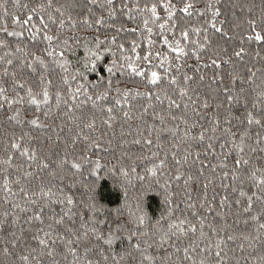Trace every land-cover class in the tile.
Masks as SVG:
<instances>
[{"label":"trees","instance_id":"trees-1","mask_svg":"<svg viewBox=\"0 0 264 264\" xmlns=\"http://www.w3.org/2000/svg\"><path fill=\"white\" fill-rule=\"evenodd\" d=\"M122 2L117 0L116 7ZM154 2L156 0H140V6ZM186 2L194 5L191 16L180 11ZM171 3L175 6L171 20L167 11L159 7L160 19L156 23H152L155 18L147 12L133 11L134 18L129 19L118 11L115 17L109 18L107 10L93 8L96 16H103L107 21L106 25L87 28L78 24L72 29L69 17L79 21L89 15L86 0H52V8L36 13L31 9H39L46 0H19V4L16 0H0L3 4L0 7V58L12 60L11 65H0V72L4 67L16 71L20 82L37 93L41 74L53 81L49 88L52 108L47 116L44 113L48 109L44 105L36 108L24 103L10 108L0 101L3 104L0 106V188L7 181L15 193L8 195L0 190V218L4 213L9 214L6 218L9 227L0 233V264H24L20 257L28 255L32 249H37L30 256L32 264H85L86 258L92 264H264V229L259 227L264 223V193L256 187L251 175L256 172L260 177L264 172V151H261L264 128L247 124L249 113L264 124V41L248 39L256 32L264 36V0H171ZM129 7L136 8L133 0H129ZM215 8L221 13L217 17L212 15ZM28 17H32L31 22L23 24ZM145 18L149 20L151 33L144 27ZM61 20L65 21L63 28ZM213 20L222 32L211 27ZM250 22L255 24L254 28ZM160 23L167 25L163 31L159 29ZM44 24L48 26L46 29ZM183 32L188 33V39H183ZM32 33H37L36 39L32 38ZM40 33L69 40L68 72L77 75L73 85H98L95 90L88 89L95 98L105 92L109 81L112 82L109 99L97 101L105 109L113 108L115 119L110 122L111 127L103 123L108 119L106 113L99 107L94 108L91 102L75 112V116L82 117L76 122L64 115L63 104L56 108L55 93L66 94L69 90L61 80L65 73L47 56L48 42ZM112 36H116L117 45H123L126 55H139L141 59L136 66L146 73L145 78L113 75L107 71L120 55L117 45L106 43L97 49L95 41L97 38L109 41ZM206 37L211 43L197 59L193 53L205 44ZM165 38L169 43L180 40L189 55L176 60L175 53L164 44ZM108 48L111 50H106ZM237 52L241 55L237 56ZM94 53L99 54V59ZM34 56L45 59L48 69L38 68L32 73L24 67ZM145 56H149V61L143 59ZM165 56L173 65H181L179 72L172 69L171 75L177 77L179 88L188 91L191 101L187 98L181 101L177 87L169 86L167 79L160 88L147 83L152 71L164 76V69L156 65ZM185 73L192 77L190 81L184 80ZM68 78L71 80V75ZM4 87L13 94L11 79ZM117 89L133 93L158 92L162 99L171 96L188 107L169 110L167 100L160 104L155 99L149 102L146 97L135 95L129 98L131 107L123 100L117 105L115 99H120ZM19 94L26 96L23 91ZM230 95L238 102L230 100ZM193 102L199 115L193 111ZM205 102L207 108L203 107ZM149 103L153 107L145 113L144 108ZM15 108L20 110L19 123L9 119L15 114ZM125 111L130 118L124 117ZM93 116L96 130L84 129L82 134L89 139L72 144V138L80 132L77 124L82 125ZM214 117L220 120L215 132L211 131ZM34 118H39L44 127L31 125L29 121ZM201 131L205 132V140L193 139ZM258 138L261 139L259 144ZM137 140L139 144L135 143ZM147 140L153 143L148 145ZM96 142L100 144L99 149L93 146ZM13 143H19L20 150L13 149ZM241 144L244 153L236 148ZM24 149L30 154L34 152L37 159L30 161L20 155ZM239 156L247 159L249 165L236 167L235 160ZM64 158L68 164L54 169L59 172L57 178L50 176L48 170H41L43 164ZM73 162L81 165L79 170L71 168ZM151 169L156 170V175ZM28 172L32 175L27 176ZM188 177L191 179L185 183ZM41 189L45 192L51 189L53 195L40 199ZM241 192L253 196L249 211L244 210L248 201ZM66 196H71L74 202L69 206L75 214L73 221L65 219L62 226L56 225L57 214L65 209V204L59 200ZM257 196L262 199L257 200ZM26 197L38 202L26 203ZM20 208L28 211L21 212ZM39 208L44 209V225L26 222ZM14 217H19V225L11 223ZM81 224L88 228L95 226L104 239L110 234L118 238L107 245L103 239L90 236L78 246L80 258L74 261L61 241L73 238L67 232L69 228L83 232ZM40 227L50 230L57 240L52 257L37 256L39 249L33 237ZM190 227H195L196 232L189 231ZM12 232L20 239L9 243ZM137 243L139 250L135 248ZM221 249L222 261L215 255ZM33 256L37 259L33 260Z\"/></svg>","mask_w":264,"mask_h":264},{"label":"snow or ice","instance_id":"snow-or-ice-1","mask_svg":"<svg viewBox=\"0 0 264 264\" xmlns=\"http://www.w3.org/2000/svg\"><path fill=\"white\" fill-rule=\"evenodd\" d=\"M133 2L136 4V8L132 9L129 7V0H123L121 6L119 8L116 7L117 0H104L103 3H100V0H86L85 8L87 13L89 14L88 16H85L82 20L79 21H72L71 17L68 18V23L70 24L72 29H75L77 25H83L87 28H93L96 25L104 26L106 25L107 21L103 18V16H96L95 13L93 12V8L101 9V10H107V14L109 18H113L116 16L117 12L119 11L121 14H126L129 19H133V11L135 12H147L150 13V16L155 18L152 20V23H156L157 20L160 19L158 16V7L161 9H165L167 11V17L169 20H171L174 15H175V6L174 4L171 3V0H166V3L161 4L160 0H156V2L149 4H144L142 7L140 6V0H133ZM16 3L19 4V0H16ZM0 7H3V4H0ZM194 5L191 2H186L184 4V7L180 9V11L185 14L186 16H191L192 12L190 11ZM209 8H212V5L208 6ZM52 8V0H46V4H41L40 8H32L31 11L36 13V12H46L48 9ZM55 11L57 13H60V9L56 8ZM61 16H63V13H60ZM221 13L219 11V8H215L212 12L213 17L219 16ZM203 15V13H201ZM51 19V16L48 17ZM32 17H28L26 20L23 21V24L27 25L31 22ZM40 19L43 21V17H40ZM55 22V21H54ZM144 27L147 30V32L151 33L152 29L149 27V20L147 18L144 19L143 21ZM211 27L215 29L216 32L220 33L222 32L221 28L216 27L215 21H211ZM251 26L254 28L255 24H252L250 22ZM65 26V21L61 20L60 21V27L63 28ZM167 25L165 23H160L159 24V29L163 31ZM43 27L46 29L48 26L47 24H44ZM171 30V29H169ZM119 31V30H117ZM196 31H199L198 29ZM43 36V39L48 42V47L45 48V52L47 53L48 57L53 58V63L58 66L64 73L65 75L61 77L63 85L67 86V89L69 91H66V94H62L61 92H56L55 93V101H56V108L59 109L61 104L64 105V115L68 116L69 119H72L73 122L76 121H81L82 117H77L75 116V112L77 110H80L85 104L88 102H91L92 106L94 108L99 107L102 112H105L106 115L108 116V119L104 120L103 123L107 125L108 127H111V121L115 119V117L112 115L113 113V108L108 107L105 109L103 105H98L97 101H107L109 99L108 92L111 91L112 87V82L109 81L106 85V90L104 93L98 94L95 98L89 94L88 89L91 88L95 90L98 88V85L95 84H84V83H76L73 85V82L77 80V75L76 74H69L68 72V60L66 58V51H71V45L69 43L68 39H61L60 36H54V35H48L46 33H40ZM8 35H13V36H18L21 35V33H8ZM37 33H32V38L36 39ZM183 39H188V33L183 32L181 33ZM249 40L255 39L256 41H264V36H262L259 32H256L254 36H249ZM106 43L111 44V45H117V39L116 36H112L109 41H104L100 40L99 38L96 39L95 41V47L97 49L101 48L104 46ZM211 41L205 38V44L200 46V49L197 53H193L194 55L197 56V59L200 58V53L205 51L208 45H210ZM164 44L168 46V48L171 50V52L175 53V59L180 60L181 58L189 55V52L184 48L181 47V42L180 40H176L174 43H169L168 39H164ZM63 45V47H61ZM136 46H133V52H135ZM59 49V51H57ZM118 52L120 55L117 57L115 61L112 62V66L107 69L108 72L112 73L113 75L117 74H128L132 77H140V78H145L146 73L138 68L136 66L137 62L141 59L139 55L129 56L126 55V50L124 49L123 45H117ZM110 51L111 49L108 48L106 49ZM17 51H21L18 49ZM243 49H241V52ZM241 52H237L236 55L240 56ZM96 59H99V54L94 53L93 54ZM115 55V53H114ZM145 61H149V56H145L143 58ZM3 64H12V60H3L0 58V65ZM212 64L215 65L216 62L212 61ZM24 67L28 68L31 70L32 73H36L38 68H42L47 70L49 65L45 62V59H43L41 56H34L31 60H27L25 62ZM156 67L160 69H164V76H161L158 74L157 71H152L150 74V78L147 79V83L152 85L155 88H160L162 86V83L165 79H167V84L169 86H176L177 90L179 91V98L181 101L184 100V98H187L189 101L192 100V97L189 96V93L186 89L184 88H179L178 85V80L175 75H171V70L175 69L176 72H179L181 65L180 64H175L173 65L168 57H162L159 60V63L156 65ZM71 75V80H69L68 76ZM184 80L185 81H190L192 77L188 76L186 73L184 74ZM8 79L12 80V92L13 94H9L8 88L4 87V83L7 82ZM39 85H40V92H34L32 87L26 86V83H21L19 79V73L16 71H10L7 67L3 68V71L0 72V101H3L4 104H7L10 108L13 105H19V104H29L33 105L36 108H40L41 105H44L48 111L44 113V115H48L49 112H51V100L52 96L50 95L49 88L53 85V81L47 78V75L41 74L39 77ZM19 90V91H17ZM20 91H23L26 93V96H22L19 94ZM117 92L120 94V99H115V103L117 105L121 104V101L123 100L125 103H128V106L131 107V104L129 103V98L132 97L133 95L135 96H144L148 99L149 102H151L153 99L158 101L160 104H163L165 100H167L168 104V109H181V108H187L188 104L180 103L177 101V99L172 98L171 96H165L163 99L161 98L160 94L158 92L153 93L151 91L147 92H135L133 93L130 90H125L122 91L120 89H117ZM82 98V99H81ZM229 99L232 100L233 102H238L237 98L232 97L231 95L229 96ZM193 111L199 115V112L197 108L195 107V102H193ZM0 106H3V104H0ZM150 107H153L151 103L148 104L147 107L144 108V112L147 113L148 109ZM203 107L207 108L208 104L205 102L203 104ZM15 112L14 115L10 116V120H16L18 123L20 122L19 116H20V110L18 108L13 109ZM125 118H130L129 117V112L125 111L123 113ZM175 119V117H173ZM187 121H185L186 123ZM227 122V121H226ZM29 123L33 126L36 127H44L43 124L40 123L39 118H34L29 121ZM213 127L211 128V131L215 132L220 125V120L217 118H213L211 121ZM247 124L249 126L251 125H257L262 128H264V124H261V121L258 119H255V117L249 113L247 116ZM77 127L80 128V132H77L76 135L72 138V144H75L79 141H87L89 137L87 135H83V130L88 129L89 131H95L96 130V120L93 117L89 118L87 122H83L81 124H77ZM195 127V125H193ZM63 130V129H61ZM225 131H230V129H226ZM259 136V134H258ZM205 132L201 131L199 133L198 137H193V139H198L199 141L203 142L205 140ZM210 139V138H209ZM243 140V137L241 138ZM257 144L261 143V139H257ZM135 143L139 144L140 141L137 140ZM146 143L148 145H151L153 141L147 140ZM95 148L99 149L100 144L98 142L94 143L93 145ZM13 149L20 150L21 145L19 143H13L11 145ZM209 148H211V144L208 145ZM236 148L238 149L239 153H244V147L241 145H236ZM252 151H255V149H252ZM261 151H264V149H261ZM20 155L26 156L28 160L30 161H35L37 159L36 155L34 152L31 154L29 153L28 149H24L23 151L20 152ZM198 158V156H197ZM187 159V157H185ZM10 162V161H6ZM68 164L67 158L61 159L59 162L56 161H51L50 163H45L41 166V170H48V174L52 176L53 178H57L59 176V172L54 169H62L65 165ZM242 165H249V161L247 159H244L243 156H239L235 160V166L240 167ZM81 165L79 163L73 162L71 164V168L75 170H79ZM97 167H99V164L97 163ZM161 167H163V164H161ZM153 175H156V170L151 169L150 170ZM257 171H260L259 169ZM27 176H31L32 173L28 172L26 173ZM252 179L256 181V187L260 190L261 193H264V172H261V176L257 177L256 172H253L252 174ZM235 178V177H234ZM179 179V177H178ZM191 179V177H188L185 180V183L188 182V180ZM0 190H3L7 192L8 195H15L11 191V189L8 187L7 181H5L4 185ZM21 192H24V189H20ZM35 195V193L33 194ZM50 195H53L51 193V189H49L48 192H45L43 189L40 190L39 192V197L40 199H44L45 197H49ZM241 196H247V201H248V207H246L244 210L249 211L251 207V203L253 202V196H249L244 192L240 193ZM7 198V197H6ZM257 200L262 199L261 196L256 197ZM38 201L35 199H31V197H26V203H31V204H36ZM60 203L65 204V209H63L60 213H58V218H55L54 222L56 225H63L65 222V219H67L69 222L73 221V209L72 206L74 204L73 199L71 196H66L62 200H59ZM221 203L223 204L224 201L222 200ZM15 207L19 208V205H14ZM21 212H27V208H20ZM44 209L39 208L36 212H34L29 218L28 221L26 222H35L37 225H44L45 218L43 216ZM8 213L3 214V218H0V233H3L6 228L9 227V223L7 221V216ZM49 219H53V217H49ZM254 219H258L257 217H254ZM12 224L19 225V217H14ZM141 223H143V219H141ZM80 227L83 229V232L79 231H74L73 228L67 229V232L70 234L71 237L67 240H62L61 242L64 243L67 246L68 253L73 257L74 261L79 260V254H78V246L89 240L90 236H95L98 240L103 239L104 243L107 245H111L113 243V239H116L118 237H113L111 234L109 235V238L104 239V237L97 231L95 226L92 228H88L86 224H81ZM261 229H264V223L260 224L259 226ZM48 228L51 229L52 225L49 224ZM195 227H190L189 231L191 232H196ZM42 233V236L39 234ZM39 233L33 237L34 240L37 242V248L39 249L37 256L41 255H47L49 257H52L55 249L53 245L57 243L56 239H53V233L49 231H45L43 227L39 228ZM12 239L9 241V243H13L15 241H18L20 237L17 236L16 232L11 233ZM231 239V237H229ZM217 247L219 248L220 245L217 244ZM135 248L137 250L140 249V244L137 243L135 244ZM87 246H86V251H87ZM5 252L8 251L7 248L4 249ZM179 251V249H177ZM32 252H37V249H32L31 252H29L28 255H22L20 257L21 261L24 262V264H32L30 261V256H32ZM185 252V258L188 259L187 253L188 249H184ZM216 257L218 260L223 259L222 257V249L220 251H217L215 253ZM107 259V257H104ZM33 260H36L37 257L33 256ZM85 264H92V261L89 259H85Z\"/></svg>","mask_w":264,"mask_h":264}]
</instances>
